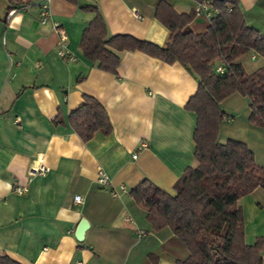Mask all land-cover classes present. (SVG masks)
Masks as SVG:
<instances>
[{
    "label": "crops",
    "instance_id": "0c3cea01",
    "mask_svg": "<svg viewBox=\"0 0 264 264\" xmlns=\"http://www.w3.org/2000/svg\"><path fill=\"white\" fill-rule=\"evenodd\" d=\"M42 1L23 0L0 21V253L22 264H177L174 258L188 253L184 244L170 226L156 230L130 190L149 178L174 193L177 178L196 164L198 118L185 106L198 90L197 77L177 60L136 49L122 51L112 73L86 58L79 45L97 13L80 8L87 3L97 6L108 34L164 45L170 35L155 15L158 0H49L46 22L40 20ZM167 1L183 12L196 0ZM238 1L247 23L264 33V0ZM7 2L0 0V13ZM53 21L66 26L74 60L58 53ZM208 23L196 16L189 27L205 31ZM237 61L248 72L264 65L254 49ZM85 94L106 106L112 120L109 133L97 130L87 141L68 119ZM221 101L227 116L219 122V138L246 141L264 166V127L249 120L251 100L232 92ZM39 158L46 173L36 171ZM99 168L112 185L100 184ZM239 204L246 240L253 243L264 233V188L244 194ZM84 216L89 226L79 240L75 232ZM262 257L264 264V252Z\"/></svg>",
    "mask_w": 264,
    "mask_h": 264
},
{
    "label": "trees",
    "instance_id": "16d2710c",
    "mask_svg": "<svg viewBox=\"0 0 264 264\" xmlns=\"http://www.w3.org/2000/svg\"><path fill=\"white\" fill-rule=\"evenodd\" d=\"M7 1L0 21L11 7L23 2ZM211 2L218 12L210 17L205 31L194 32L189 24L196 17L195 9L178 12L171 2L158 0L155 15L170 35L164 45L131 34H108L97 6L87 3L80 8L97 13L84 28L79 45L86 58L112 73H117L122 51L136 49L166 62L177 60L196 75L198 90L185 106L198 118L193 133L196 164L177 178L174 193L148 178L138 181L130 194L142 203L156 230L170 226L174 238L184 244L188 253L176 256L177 264H263L264 233L253 243L246 240L239 199L258 186L264 188V166L246 141L234 137L221 141L219 122L227 116L221 100L241 92L251 100L250 122L264 127V65L248 72L237 61L252 49L264 57V33L247 23L238 0ZM218 63L228 64L224 73L216 71ZM83 96L84 101L69 113L71 126L85 141L97 130L109 133L112 120L106 106L92 94ZM54 121L63 122L59 116ZM0 264L22 263L2 252Z\"/></svg>",
    "mask_w": 264,
    "mask_h": 264
},
{
    "label": "built area",
    "instance_id": "2783aa9c",
    "mask_svg": "<svg viewBox=\"0 0 264 264\" xmlns=\"http://www.w3.org/2000/svg\"><path fill=\"white\" fill-rule=\"evenodd\" d=\"M49 0L46 1H42L39 2V11L41 13L40 15V20L41 22H46L47 19L50 17L51 13H50V6L48 3ZM194 11L196 16H200L203 17L207 20H210V17L215 13L218 12V8L216 6H214L211 2V0H196L194 3ZM17 10L16 7H11L8 10V14L12 15L15 11ZM136 15H138L137 13H135ZM139 16V15H138ZM53 26H55V30L58 33L59 36V48H58V53L61 55V57H65L68 58L69 60H74L75 57L73 54L68 52L67 49V41H68V33L66 30V26H64L62 24V22H58V21H53ZM252 57H254V55H252ZM228 68V64H217L216 65V71H218V73H224ZM231 116H228V118H230ZM136 155V152H134V155ZM39 165L36 168L37 172H41V173H46L48 171V167L46 166V164L43 162L42 158H39ZM99 176H97V180L100 182L101 185L103 186H107L108 184H111V179H110V174L106 173L103 169L99 168ZM16 189L19 192H25L26 188L23 187H19L16 186ZM110 192L116 196L117 195V189L116 188H112L110 189ZM82 199V194H76L74 195V200L75 201H81Z\"/></svg>",
    "mask_w": 264,
    "mask_h": 264
},
{
    "label": "water",
    "instance_id": "95a60500",
    "mask_svg": "<svg viewBox=\"0 0 264 264\" xmlns=\"http://www.w3.org/2000/svg\"><path fill=\"white\" fill-rule=\"evenodd\" d=\"M89 226V222L86 216L82 217L80 220L78 226H77V232H75V236L77 239L82 240L84 237V233L86 231V228Z\"/></svg>",
    "mask_w": 264,
    "mask_h": 264
}]
</instances>
